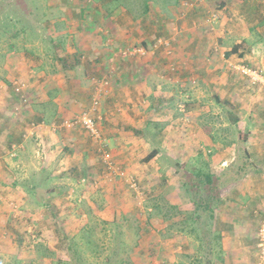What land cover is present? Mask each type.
I'll list each match as a JSON object with an SVG mask.
<instances>
[{"label":"rangeland","instance_id":"obj_1","mask_svg":"<svg viewBox=\"0 0 264 264\" xmlns=\"http://www.w3.org/2000/svg\"><path fill=\"white\" fill-rule=\"evenodd\" d=\"M56 11L62 12L58 19H65L59 27L53 24ZM127 17L138 23L136 30L126 26ZM10 23L14 26L7 28ZM222 28L226 33L221 34ZM245 33L254 46L245 55L248 67L228 64L223 53ZM144 34L145 46L140 44ZM130 47H142L145 53L131 50L124 60ZM74 56L75 68L61 70L58 59L75 64ZM262 59L264 0H0V264H189L180 254L175 226L162 222L153 205L163 201L164 186L171 194L184 188V176L193 179L196 153L229 155L235 150L238 155L241 145L233 142L238 129L247 135L253 117L264 119ZM241 66L261 71L263 78L253 82L237 70ZM128 68L140 74L137 79H145L138 81L141 94L128 95L129 87L137 85L128 82ZM74 76L69 86L68 78ZM106 76L96 96L98 127L107 143V153L101 154L102 145L80 126L51 131L50 125L86 110L94 96L92 86ZM239 76L247 78L242 82ZM235 81L243 84L236 82L242 101L237 91L228 97V85ZM53 83L57 88L67 84L68 93L55 95ZM113 95L119 103L110 100ZM154 95L163 97L164 112H153L150 116L157 113V120L152 122L147 120L149 109L159 105ZM224 101L231 105L228 115ZM57 103L64 109L59 115ZM118 117L123 121L115 128ZM234 117L240 122L234 123ZM223 118L232 126L222 128ZM39 124L43 128H36ZM117 130L124 137L118 146L110 139ZM212 136L230 144L217 151L216 143L211 150L203 148ZM71 143L74 147L67 146ZM154 148L162 149L161 156L143 163ZM78 168L86 178L79 180ZM61 170L65 180L77 178L66 184L69 195L57 198L54 209L33 207L26 194L32 175L36 179L38 172ZM173 199L167 196L166 201ZM181 199L184 206L191 201ZM165 205L169 216L174 210ZM258 244L254 264H264ZM200 255L203 264L206 259Z\"/></svg>","mask_w":264,"mask_h":264},{"label":"crops","instance_id":"obj_2","mask_svg":"<svg viewBox=\"0 0 264 264\" xmlns=\"http://www.w3.org/2000/svg\"><path fill=\"white\" fill-rule=\"evenodd\" d=\"M230 6L232 5H227V8L231 9L229 12L234 13L233 9ZM61 15H62L61 11H56V13L53 14V22H54L53 24L56 25L57 27L63 24L60 22V20H62L63 22L65 20L63 18L58 19V17ZM128 17H127L126 26L128 27L129 25H131L132 29L134 30L135 26H138V23L133 22L132 18L129 21ZM149 20H150L149 23L151 24L152 22L151 17H149ZM222 22H224L223 19ZM116 27L118 26H115L114 30L119 31V28ZM51 29L54 28L51 27L49 30ZM178 30H180V28ZM220 31L222 32L221 34L226 33V31L223 28ZM134 32L132 31V35L135 36ZM180 32L182 33V31ZM238 32H240V30H238ZM59 33L61 32H57L54 34L58 35ZM181 33H180V37H182L184 32L182 34ZM156 36H161V34H156ZM146 39L147 36L145 35L144 37H142L140 44L145 46L147 43ZM151 39L152 37L149 38V40ZM249 40L250 38L247 37L245 33V37L235 43L238 45L243 43V47L238 48L237 52L230 54L229 51L231 49L226 50L223 53L224 61L227 60L226 62H228V64L230 65L243 64L247 66L245 55L249 47H254L253 44L249 46L248 43ZM126 41H128V39L127 40L125 39L124 42ZM173 43L174 42H172V44ZM58 54L59 53L56 49V57ZM35 58L38 59L37 56H35ZM261 61L262 64L264 65V60L262 59ZM46 62L47 60L46 61L41 60L39 61V64L44 65L47 64ZM196 70L202 71L198 67ZM125 72H128V77H129L128 82L129 83L133 82L137 84L136 87H134V85L129 87L130 92H128V95L130 96V94H134L136 92L138 94H141L139 91L142 90L139 88L138 81H140V83H143L145 82V79H143V81H141V79H137L138 77H140V74L138 73L137 75L136 72L134 74V71L131 68H128V71H124V73ZM75 77L76 76L68 78L69 86L74 83L73 81L75 80ZM239 77L241 78L242 82H244V79L247 78L246 77L242 79L243 76H239ZM117 81H119V79ZM227 81L230 82V79H228ZM236 82H238L241 86H243V84L239 81H235V84H229L228 90H230V92L228 94L229 95L228 97L231 98L234 97L232 95L234 94L235 91H237L240 97L239 100L242 101L243 95L240 94L243 93V90H241L242 88L240 87V85H236ZM52 85L54 86V83L50 85L51 88H54L52 90L57 91L55 95H62L68 93L66 92L68 91L67 84L65 86H60V88L59 87L57 88L55 86L53 87ZM117 86H119L118 82H117ZM231 87H234L233 90H231ZM119 89H122V86H119L118 90ZM143 90H144V86H143ZM150 96L151 94H149V97ZM154 97L159 105L158 106L155 105V107L154 105H152V107L149 109L151 113H149L148 117H151L150 115L158 110H162L164 112V108H161L160 105V103L163 102L162 99L163 97L162 96L159 97V95H154ZM130 99L131 97H128V100ZM110 100L114 101V103H119L118 98L114 95L110 98ZM53 101L56 102L55 99ZM112 101H110V103ZM63 102L61 104L63 107H65L66 103L64 105ZM57 104H58L57 115H59L60 111L64 109L59 105V103ZM246 110L247 113L252 112L250 109L244 108V112ZM254 110L256 109H254L253 107V111ZM147 111L148 109L145 110V112ZM224 112L228 115L229 113H231V110L228 108H224ZM240 113H242V111H240L239 114ZM156 114L157 113H155L151 118L147 120L155 122V120H157L154 117ZM253 118L256 119V121L255 122L253 121L252 132L247 133L245 142L243 143L244 150H246V154L241 155L237 149L236 154L238 155L234 154L235 153L234 150V152L229 153V155H227L228 153H222V154L220 153L212 156H210V154L209 155L206 154L204 156L202 155V153H196L193 156L192 174L196 175L197 172L199 171V168H201L202 166V162H205L206 173L212 176V183L207 184L205 188L208 192V195H212V194L216 195V201H207L208 202L207 205L203 204L204 206L203 208L205 209L206 212H201V211L196 212V209L191 201H189L188 205L184 206V203L181 198L185 196L189 197L184 188L176 190L175 192L171 191V194L170 192H167L168 190H166V187H169L168 185L164 186V188L162 189L161 195L163 201L159 202L158 205L160 210L163 211V213L161 212L159 216H161L162 222L168 223L169 226L170 225L175 226L174 230L176 231V236L182 242V245L179 248L180 254L182 255L184 254L185 257H188L190 259L189 264H199L198 262L199 259H203L200 257L201 256L200 254H202L206 259L205 263L202 260L203 264H254V261L256 260V254H257L256 233L264 218V133H263L264 119L258 117H253ZM118 120L123 121V119L118 117L116 120H114V122L116 123L111 122L115 126V128H118L120 125L118 123L119 122ZM222 121H225L226 123L223 125L224 127L222 128H225V126H228L229 124L232 126V123L228 122L227 120H224V118L222 119ZM41 122L42 124H44L46 121L45 119L44 120L42 119ZM147 122L148 121L144 123V127H146ZM237 122L239 123L240 119H238ZM43 126L44 125L41 126L39 124L36 126V128L39 127L43 128ZM9 129L13 131L11 125H9ZM257 132L263 134V137L261 136L258 137ZM116 133L117 135L116 134L111 135L110 139L115 141L112 143L113 145L118 146L120 143H122L121 141L122 138L124 137L122 136V138H120L121 134L118 130ZM18 136L19 139L21 140V134H19ZM218 140L222 143L218 142ZM237 140L238 138L236 139V141L233 142H235L236 144ZM66 141L68 142L69 140ZM223 141L224 140L222 138L216 139L214 138V136L209 137L207 141L204 143L203 148L211 150V146H213L214 143H216L218 144V146L215 148L213 147V149L217 151L230 144V142L225 144ZM231 145L234 144L232 143ZM16 146H17L16 144L12 145L14 150L16 149ZM67 146L74 147L73 143L68 144ZM161 150L162 149H160L159 151ZM159 155L161 156L160 152L156 156V158ZM156 158L154 159L156 160ZM16 166L19 170H21V167L18 164ZM79 170L80 172L78 173L81 174L78 177L79 180L82 177L86 178V174L84 170L82 169ZM61 172L62 170L57 173H53V172L49 173V172L41 171L38 172V174L36 173L37 175L40 176L37 177L36 179L34 178L35 175H32V177L30 178V184H29L30 186H27L26 188V194L32 198L33 207L39 209L42 208V206L43 207L46 206L47 208L54 209L53 203H56L57 198L61 197L62 199H64L66 195H69L70 187H66V184L74 182L77 178L65 180L62 177V175H64L65 177L66 174L64 172L63 173ZM166 174L168 176L171 175L169 171ZM171 195L175 196L176 199H173V201L171 202L166 201L167 196H171ZM165 203H168L169 205L168 208H170V211L174 210V212L171 213L169 216L167 213V207ZM153 206L155 207V204ZM185 211L186 212L189 211V213H186ZM194 213L200 215V217L196 219L195 216L193 217ZM164 214L166 215L165 218L162 217V215ZM172 215H175L176 218L174 217L175 219H171ZM190 216H192L193 218L192 219L190 218L188 220V217Z\"/></svg>","mask_w":264,"mask_h":264},{"label":"built area","instance_id":"obj_3","mask_svg":"<svg viewBox=\"0 0 264 264\" xmlns=\"http://www.w3.org/2000/svg\"><path fill=\"white\" fill-rule=\"evenodd\" d=\"M164 46L167 47L168 43ZM155 48H157V46ZM131 50H136L141 55H144L145 53L142 47L141 49L130 47V48H127L126 53H124L123 55L124 59H126V56L131 55V54H128V52ZM133 54L135 55V53ZM166 54L170 55L171 51L168 49ZM237 70L240 71L241 74L249 77L253 82L261 81V78H263L261 71L250 70L242 66L238 67ZM104 79H106V77H104L101 80H97L98 82L97 84H95L96 86L94 85L92 86L93 91H94V96L91 98L90 106L86 110L77 114L76 116H74L72 119L68 121H62L61 123H56V124L53 123L52 125H50L51 131L60 130L62 128L65 129L69 127L80 126L89 135V137H91V139H94L95 141L98 142L99 145H102V150H98V152L100 151L101 154L107 153V150H106L107 143H106V139L101 134V130L98 127V122L101 120V116L100 115L98 116L99 113L97 114L99 103H98L96 96H98L102 92L101 82H103V84H106L107 82ZM31 126L32 128H34V124H31ZM131 184H132V187L134 186L136 187L133 181H131ZM257 240L259 241L258 248L260 251V256L264 257V219L262 220L258 228ZM261 262H263V260H261Z\"/></svg>","mask_w":264,"mask_h":264},{"label":"trees","instance_id":"obj_4","mask_svg":"<svg viewBox=\"0 0 264 264\" xmlns=\"http://www.w3.org/2000/svg\"><path fill=\"white\" fill-rule=\"evenodd\" d=\"M148 1V0H147ZM7 20V19H6ZM7 28L9 27H13L14 24H6L5 25ZM243 47V43L239 44V45H234L232 47V49L229 51L230 53H235L237 52L238 48ZM228 54V56H229ZM74 59V63L75 64H69L68 63V59L63 60V59H58V61H60V66H61V70L63 71H67V70H71L73 68H75L76 64H77V56L73 57ZM127 59V58H126ZM124 59V60H126ZM124 64V63H123ZM176 64V62H175ZM175 64L173 63V65L175 66ZM125 65V64H124ZM106 79H108V77L106 76ZM214 99L216 100V102H219L218 99H220L217 96H214ZM172 100V99H171ZM224 104H226V106L230 109L231 105L229 102L224 101ZM230 114V113H229ZM40 122L42 121V119H39ZM44 120V119H43ZM234 123L237 122V119L234 117L233 118ZM238 140L237 142L239 143L240 149L238 148V152L241 154H246V150H244V146L243 143L245 142L246 139V133L243 132L241 129H238ZM88 135V134H87ZM89 137V135H88ZM159 151L157 148L153 149L143 160V163H149L150 161H152L154 158H156V156L159 154ZM183 177V176H182ZM193 179L191 178H186L185 176L182 179V183H183V187L186 190V193L188 194V196L191 198V201L196 209V212L201 211V212H206L205 209L203 208V204L207 205V201H216V195L212 194V195H208V192L205 188V186L207 184H211L212 183V176L208 175L206 173V163L202 162V166L201 168H199V171L197 172L196 175H192ZM215 184V183H214ZM155 209H157V212L159 214H161V212L163 213V211L160 210L159 205L155 204ZM195 216L196 219H198L200 217V215H197L196 213L193 214V217ZM163 218L166 217V215H162ZM192 216L188 217V220L191 218H193ZM264 219V218H263ZM258 233V230H257ZM256 233V234H257ZM69 249L72 250V247L69 246ZM75 253L77 254L78 251L75 248ZM198 260V259H197Z\"/></svg>","mask_w":264,"mask_h":264}]
</instances>
